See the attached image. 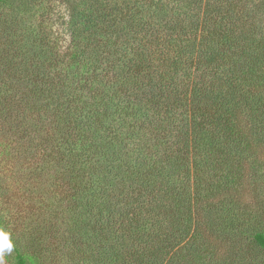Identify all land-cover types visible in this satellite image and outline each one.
<instances>
[{"label":"trees","instance_id":"trees-1","mask_svg":"<svg viewBox=\"0 0 264 264\" xmlns=\"http://www.w3.org/2000/svg\"><path fill=\"white\" fill-rule=\"evenodd\" d=\"M0 124L9 264H204L221 214L264 253L225 199L264 146V0H0Z\"/></svg>","mask_w":264,"mask_h":264},{"label":"rangeland","instance_id":"rangeland-1","mask_svg":"<svg viewBox=\"0 0 264 264\" xmlns=\"http://www.w3.org/2000/svg\"><path fill=\"white\" fill-rule=\"evenodd\" d=\"M258 0H255L257 3ZM247 4V3H245ZM251 8V7H250ZM252 9V8H251ZM63 6H56L54 23L60 27V35L68 41L65 31ZM14 145L3 136L0 124V186L4 187L5 198H0V210L4 213L10 210L13 201H17V191L21 195L20 184L16 181V160L13 158ZM239 163L240 176L236 186L226 195L228 204L235 203L238 212H246L253 229L264 228V146L256 148L252 158L241 156ZM9 197V198H8ZM221 214V229L209 232L207 248L202 262L204 264H239L251 258L264 263V253L256 249L251 233L247 227L236 229L234 232L225 229ZM0 260L9 264L5 244L0 241Z\"/></svg>","mask_w":264,"mask_h":264},{"label":"clouds","instance_id":"clouds-1","mask_svg":"<svg viewBox=\"0 0 264 264\" xmlns=\"http://www.w3.org/2000/svg\"><path fill=\"white\" fill-rule=\"evenodd\" d=\"M7 239V237L2 233V232H0V241H4V240H6ZM0 246H2V245H0ZM8 247H9V250H10V245H8ZM0 264H3V261L2 260H0Z\"/></svg>","mask_w":264,"mask_h":264}]
</instances>
